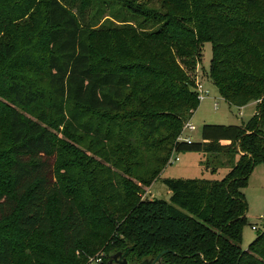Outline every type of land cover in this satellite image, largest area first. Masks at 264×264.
I'll use <instances>...</instances> for the list:
<instances>
[{
  "label": "trees",
  "instance_id": "obj_1",
  "mask_svg": "<svg viewBox=\"0 0 264 264\" xmlns=\"http://www.w3.org/2000/svg\"><path fill=\"white\" fill-rule=\"evenodd\" d=\"M0 1L8 100L0 117L10 140L0 173V264H60L80 246L96 249L95 214L111 223L110 248L132 246L131 259L168 250L163 264H264V229L241 248L243 189L264 164V0H100L120 23H99L101 8L90 13L98 0ZM38 11L35 37L19 36L20 21ZM206 41L207 76L220 96L237 107L258 101L257 110L238 125L204 123L200 140L179 139L200 103L192 75ZM19 63H35L41 75L8 71ZM48 111L99 142L107 165L85 175L62 163ZM176 152L202 153L211 174L228 170L220 179H164L169 201L141 198L140 185L158 179ZM13 223L22 242L2 232Z\"/></svg>",
  "mask_w": 264,
  "mask_h": 264
},
{
  "label": "rangeland",
  "instance_id": "obj_2",
  "mask_svg": "<svg viewBox=\"0 0 264 264\" xmlns=\"http://www.w3.org/2000/svg\"><path fill=\"white\" fill-rule=\"evenodd\" d=\"M5 1V0H4ZM25 1V0H18ZM137 1H148V0H137ZM155 1V0H151ZM2 2V1H0ZM97 8H101V13L99 15V23L105 22L106 18H110L114 22H121V17L115 18L111 16L112 10L103 5V3L98 0V3L92 7L90 13L93 14L94 10ZM116 8V7H115ZM40 14H36L34 21H23L20 23L24 27L19 28V36H22L24 31L25 33L32 35L35 37V33H37L38 28L42 25L41 20V12ZM132 24H135L132 22ZM30 26L31 29L27 30L26 28ZM37 50V47L34 48ZM99 50V56L103 54V52ZM17 50L23 51L21 46L18 44ZM43 48H40L39 52L36 54L41 55ZM202 59L201 62L196 65L193 71V79L196 83H201L204 89H207V93L204 95L202 99H200V103L198 105L197 110L191 116L189 121L196 127L195 130L190 131L187 128H183L179 137H189L193 138L194 141L200 140V128L204 123L210 124H242L246 122L257 110V103L255 101H250L245 106L237 107L235 105L229 104L225 101L219 94L217 87L209 80L207 76V71L209 70L210 61L212 57V44L210 41H206L203 43L202 49ZM4 52H0V67L4 66L6 60L2 56ZM20 61V58H18ZM8 71L22 73L27 75L28 77H38L41 75L37 72L34 64H28L24 66L23 64H18L15 68H9ZM43 77L42 85L46 87L47 78L45 75ZM8 100L4 97V93L2 88L0 87V103L7 102ZM24 114L29 117H33L34 115L28 111H24ZM49 117L54 121L55 117L51 111H48ZM57 120L51 125H49L50 130L54 133L55 137H57V145L60 150L61 162L66 166H71L77 171L76 168L84 169L81 174L87 175L90 170L96 168H102L107 165L106 158L102 156V148L100 147L99 142L93 140L92 138L84 137L81 133H73L68 127L65 125H58ZM8 125L7 120L5 118L0 117V173L7 172V164H6V149L10 146V140L8 138ZM175 157H178V160H175ZM197 153H182L176 152L173 153L166 165V167L160 173L158 179L153 181L149 186H141L139 182L135 181V183L140 185L139 195L141 198H156L163 199L169 201L170 197V189L165 183L164 179L167 178H222L227 172L228 168L221 167L217 170L215 175H212L209 171H205L203 166L200 165L199 159H197ZM202 160V159H201ZM204 160V159H203ZM80 165V166H78ZM124 177H128L125 173ZM215 176V177H213ZM245 199L248 205V211L246 216V224L242 229V241L241 248L247 249L250 242L255 238L257 231L251 229L252 223H258V217L264 213V165H257L254 167V170L251 172L248 178V184L243 189ZM84 203H91V201H87ZM96 215V217H95ZM95 219H98L99 226L95 231H99V234L95 236V239L100 241V245L94 249L89 250L82 246L78 247L75 251H73L68 259L63 258L60 261V264H92L96 258L102 257L101 264H106L110 258L118 251H113L110 248V237L112 236L111 223L106 219L105 222L101 223L99 221L102 218V215L95 214ZM106 218V216H104ZM2 232L5 234L11 235L13 238L20 240V237H17L18 228L15 224H8L7 227H4ZM93 243H87V248H92ZM130 247V245H127ZM126 247V246H125ZM39 249V248H38ZM28 251V250H26ZM129 252V251H128ZM155 255L148 256L143 259H153ZM19 257H17L18 259ZM126 259L129 264H138L143 259L135 260L131 259L126 254ZM23 263V262H21Z\"/></svg>",
  "mask_w": 264,
  "mask_h": 264
},
{
  "label": "built area",
  "instance_id": "obj_3",
  "mask_svg": "<svg viewBox=\"0 0 264 264\" xmlns=\"http://www.w3.org/2000/svg\"><path fill=\"white\" fill-rule=\"evenodd\" d=\"M195 90L197 92V97L200 101L204 97V95L207 93V89H204L203 85L201 83H196ZM183 128H187L190 131L195 130V126L188 120ZM183 140H191L189 137H183ZM175 160H178V157H175ZM251 229L254 231H260L264 229V213L258 217V223H252ZM102 257L96 258L94 262H91L92 264H101Z\"/></svg>",
  "mask_w": 264,
  "mask_h": 264
},
{
  "label": "water",
  "instance_id": "obj_4",
  "mask_svg": "<svg viewBox=\"0 0 264 264\" xmlns=\"http://www.w3.org/2000/svg\"><path fill=\"white\" fill-rule=\"evenodd\" d=\"M132 249V246H126L123 250L116 252L106 264H129L126 259V254L129 250ZM168 252V250H163L159 252L153 259H143L138 264H163L162 256Z\"/></svg>",
  "mask_w": 264,
  "mask_h": 264
},
{
  "label": "crops",
  "instance_id": "obj_5",
  "mask_svg": "<svg viewBox=\"0 0 264 264\" xmlns=\"http://www.w3.org/2000/svg\"><path fill=\"white\" fill-rule=\"evenodd\" d=\"M256 103H257V101H255ZM245 106V105H244ZM197 110V109H196ZM195 110V111H196ZM194 114V113H193ZM179 139H183V137H180ZM191 140H194L193 138H190ZM186 153H192V152H186ZM193 153H197L198 154V157H197V159H199V162L200 161H202L204 158H205V156L202 154V153H198V152H193ZM202 159V160H201ZM258 165H264V164H258ZM257 166V165H256ZM226 169V168H225ZM227 170V169H226ZM254 170V169H253ZM217 172V171H216ZM215 172V173H216ZM215 173H213L212 175H215ZM213 177H215V176H213ZM209 179H220V177L219 178H209ZM150 199H152V198H150ZM247 215V214H246Z\"/></svg>",
  "mask_w": 264,
  "mask_h": 264
}]
</instances>
